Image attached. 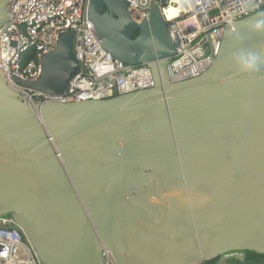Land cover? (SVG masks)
<instances>
[{
    "label": "water",
    "instance_id": "water-1",
    "mask_svg": "<svg viewBox=\"0 0 264 264\" xmlns=\"http://www.w3.org/2000/svg\"><path fill=\"white\" fill-rule=\"evenodd\" d=\"M11 1L0 0V27ZM87 16L114 59L148 63L154 86L32 104L0 76V215L16 219L42 264H104L103 249L116 264L264 254V11L223 23L211 67L178 83L167 69L176 43L156 5L136 22L127 0H89ZM74 39L61 34L39 77L13 83L62 94L80 70ZM148 191L176 193L180 237L151 226L159 213ZM118 214L132 234L117 233Z\"/></svg>",
    "mask_w": 264,
    "mask_h": 264
},
{
    "label": "built area",
    "instance_id": "built-area-1",
    "mask_svg": "<svg viewBox=\"0 0 264 264\" xmlns=\"http://www.w3.org/2000/svg\"><path fill=\"white\" fill-rule=\"evenodd\" d=\"M127 0L131 18L148 19L156 5L176 43L168 58L171 83L192 79L204 73L217 57L226 22H234L264 11V0ZM89 0H12L8 18L0 27V76L10 89L32 104L73 103L101 100L133 93L154 86L148 63L127 64L114 59L102 47L88 19ZM168 7L177 10L169 17ZM231 29L233 26L231 25ZM75 32L73 51L80 70L62 94H46L17 86L12 77L36 80L42 70V56L52 51L59 36ZM245 250L226 252L215 264L230 258L246 261ZM255 253V252H253ZM258 254V253H256ZM104 264H116L109 250L103 249ZM256 259V258H255ZM0 264H42L33 244L11 214L0 215ZM193 264H210L200 260Z\"/></svg>",
    "mask_w": 264,
    "mask_h": 264
},
{
    "label": "bare ground",
    "instance_id": "bare-ground-1",
    "mask_svg": "<svg viewBox=\"0 0 264 264\" xmlns=\"http://www.w3.org/2000/svg\"><path fill=\"white\" fill-rule=\"evenodd\" d=\"M168 12L169 17H172L175 15L177 10L173 7H168ZM141 196L153 199L158 210L159 215L156 220L151 222V226H155V230L161 231L163 234L167 232L168 235H161L162 237H180L183 232V216L177 206L176 193L173 191H148L142 193ZM113 222V226L118 234L122 231L132 234V226L135 225L134 222H125L120 214L113 218ZM120 236V241L126 240L124 238L125 235Z\"/></svg>",
    "mask_w": 264,
    "mask_h": 264
},
{
    "label": "rangeland",
    "instance_id": "rangeland-1",
    "mask_svg": "<svg viewBox=\"0 0 264 264\" xmlns=\"http://www.w3.org/2000/svg\"><path fill=\"white\" fill-rule=\"evenodd\" d=\"M250 256H253L256 258L258 264H264V254H256L253 252H248ZM210 264L216 263V258L213 260L208 261Z\"/></svg>",
    "mask_w": 264,
    "mask_h": 264
}]
</instances>
